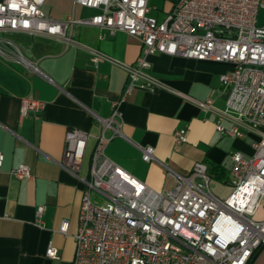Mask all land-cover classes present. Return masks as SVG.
Returning <instances> with one entry per match:
<instances>
[{
    "label": "built area",
    "instance_id": "obj_1",
    "mask_svg": "<svg viewBox=\"0 0 264 264\" xmlns=\"http://www.w3.org/2000/svg\"><path fill=\"white\" fill-rule=\"evenodd\" d=\"M45 0H0V56L37 72L16 43L6 37L25 33L56 40L66 39L73 25L96 26L111 36L124 32L136 38L142 53L134 65H125L128 84L106 118H97L99 132L92 136L77 129L65 133L61 169L75 178L89 138L95 139L88 178L82 180V198L71 264H253L264 253V219H254L264 208V26L257 14L264 0H176L162 20L149 15V0H74V5L97 11L91 17L56 20L43 10ZM165 54L197 61L228 63L220 74L221 91L227 93L223 116L232 127L217 125L222 134L251 136L252 154L231 153L230 191L219 196L212 190L213 177L203 163L181 175L165 166L174 181L169 190L154 191L131 176L104 153L122 135L119 105L138 87L153 90L159 82L145 71L147 57ZM103 56L92 52L90 61ZM212 99L200 102L212 108ZM44 102L21 99L19 114H37ZM176 146L187 140L186 130L173 133ZM144 162L158 160L154 148L140 149ZM4 156L0 152V170ZM16 179H30L27 165L11 170ZM43 207L35 212L40 222ZM61 221L58 232L66 234ZM45 256L57 259L48 244Z\"/></svg>",
    "mask_w": 264,
    "mask_h": 264
},
{
    "label": "crops",
    "instance_id": "obj_2",
    "mask_svg": "<svg viewBox=\"0 0 264 264\" xmlns=\"http://www.w3.org/2000/svg\"><path fill=\"white\" fill-rule=\"evenodd\" d=\"M42 10L56 20L97 13L74 5V0H45ZM65 35L56 40L9 34L37 72L0 56V264H71L82 180L88 178L95 139H88L75 178L58 165L65 133L71 128L92 136L99 132L97 118L109 116L128 84L124 66L134 65L142 53L140 42L124 32L111 36L96 26L73 25ZM93 51L103 56L97 63L90 61ZM147 62L145 71L159 85L153 90L136 87L121 102L122 135L110 141L105 155L157 192L174 186L165 166L186 175L195 163H203L213 177V192L226 196L231 153L252 154L250 135L234 138L216 129L232 127L231 119L222 115L227 93L219 83L220 74L232 65L165 54L148 56ZM29 96L44 102V108L20 117V101ZM209 98L212 108L203 110L199 103ZM178 129L187 136L180 146L173 140ZM146 146L154 148L158 162L141 159L140 149ZM18 165H27L32 177L16 179L11 170ZM38 207H43L39 223ZM63 220L66 234L58 232ZM48 244L57 249V259L46 258Z\"/></svg>",
    "mask_w": 264,
    "mask_h": 264
},
{
    "label": "rangeland",
    "instance_id": "obj_3",
    "mask_svg": "<svg viewBox=\"0 0 264 264\" xmlns=\"http://www.w3.org/2000/svg\"><path fill=\"white\" fill-rule=\"evenodd\" d=\"M172 0H149L150 14L156 17H163L165 13H168L171 9ZM257 24L264 26V10L260 9L257 14ZM9 37V35H6ZM226 192L230 191L225 190ZM229 193V192H228ZM254 219H264V208H261ZM253 264H264V253H261L256 257Z\"/></svg>",
    "mask_w": 264,
    "mask_h": 264
},
{
    "label": "trees",
    "instance_id": "obj_4",
    "mask_svg": "<svg viewBox=\"0 0 264 264\" xmlns=\"http://www.w3.org/2000/svg\"><path fill=\"white\" fill-rule=\"evenodd\" d=\"M176 0H174V2H175Z\"/></svg>",
    "mask_w": 264,
    "mask_h": 264
}]
</instances>
